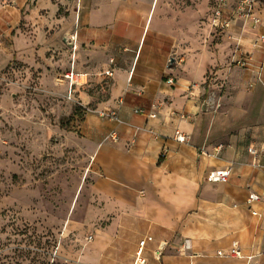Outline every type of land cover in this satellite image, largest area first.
<instances>
[{"label": "crops", "instance_id": "crops-1", "mask_svg": "<svg viewBox=\"0 0 264 264\" xmlns=\"http://www.w3.org/2000/svg\"><path fill=\"white\" fill-rule=\"evenodd\" d=\"M158 2L58 0L56 7L51 4L50 12L60 23L55 32L74 37L69 42L74 47L68 64L91 77L98 75L96 84L106 70L112 72L104 98L99 99L96 89L78 90L74 96L78 94L83 104H92L94 112L111 111L120 120L108 130L93 128L90 132L101 131L116 142L109 140V145L96 151L95 159L105 173L94 191L103 198L99 188L104 185L111 190L105 210L122 212L104 224L86 222L92 239L78 260L85 264H247L245 257L217 254L238 241L244 255L261 252L259 260L264 264V237L257 235L264 228V157L262 168L253 169L248 165L251 157L234 141L226 145L207 141L211 129L202 126L204 111H200L204 90L195 82L172 71L175 84L166 79L160 83L169 70L168 60L179 54L182 37L176 32L175 0H162L161 13L153 24ZM59 5L64 8L61 15L57 14ZM260 12L264 18V7ZM261 30L236 22L227 33L233 46L238 42L251 53V66L246 69L253 87L251 98L263 107L256 106L249 113H263L258 122L264 123V50L250 47L253 32ZM157 100L161 103L150 117L151 103ZM135 108L145 112L135 113ZM176 129L189 134V142L174 141ZM163 145L168 147L165 156L160 155ZM200 149L218 153L205 156ZM230 164L233 172L227 183L206 181L209 170ZM247 185L262 195L255 205L258 216L245 203ZM147 237L151 239L140 246L139 241Z\"/></svg>", "mask_w": 264, "mask_h": 264}, {"label": "rangeland", "instance_id": "rangeland-1", "mask_svg": "<svg viewBox=\"0 0 264 264\" xmlns=\"http://www.w3.org/2000/svg\"><path fill=\"white\" fill-rule=\"evenodd\" d=\"M216 2L175 0L176 32L183 40L160 83L174 71L202 87V126L211 129L207 141H234L248 155L247 146L264 141V123L258 122L263 113L249 111L263 104L251 98L246 69L232 62L229 33L211 25ZM52 3L56 7L58 0H0V264H85L78 257L90 243L86 222L104 224L122 212L105 210L111 190L102 185L103 198L94 191L105 173L95 154L111 138L90 132L108 130L117 120L111 111L94 112L78 94L68 98L62 74L71 67L72 35L55 32L60 23L50 12ZM94 79L99 76H90L80 90L96 89L104 98L108 84ZM257 235L264 237V228Z\"/></svg>", "mask_w": 264, "mask_h": 264}, {"label": "built area", "instance_id": "built-area-1", "mask_svg": "<svg viewBox=\"0 0 264 264\" xmlns=\"http://www.w3.org/2000/svg\"><path fill=\"white\" fill-rule=\"evenodd\" d=\"M261 7H264L262 4H260L257 0H217L211 15V25L215 27L216 29L222 30V31H228L234 23L241 22L243 26H247L250 29H256L257 27H263L264 28V18L261 15ZM71 40L74 41V37L71 36ZM74 47V44L72 45ZM250 47L251 49L257 50V49H263L264 50V30L261 31H255L253 32V37L250 41ZM232 62L244 69H249L251 66V53L249 51H246L242 48V45L238 42L235 43L233 51H232ZM182 62V58H177V64H180ZM170 63V61H169ZM112 72L109 70H106L103 73V78L100 80V83H103L104 85L108 84V79L111 77ZM62 79L66 81L68 89H67V95L68 98H73L74 94L77 93L78 90H80L83 87L89 86L90 84V73L87 71H78L73 68V66L70 67L68 71L62 74ZM166 82L170 85H174L176 82V79L174 76H167ZM102 84V85H103ZM212 96L209 95L207 97V103H212ZM78 104L80 101H77ZM157 104L153 103L151 104V112H148L147 115L150 117H154V110L157 108ZM135 113H144L145 111L141 108H135L133 110ZM108 113V112H107ZM115 113H112L113 118L120 121L117 116L114 115ZM112 137L115 139V136L112 135ZM158 137V135L155 133V138ZM172 139L176 141L177 143H187L190 140V136L187 133H184L183 131L176 129L173 133ZM220 150V147L219 149ZM248 155L251 157V160L249 161L248 165L253 169H260L262 168V158L264 157V142L259 143L258 145L254 146L251 145L247 148ZM168 153V147L163 145L161 148V156H165ZM199 153L201 155L205 156H215L216 153H209L205 149H200ZM233 172V165H227L224 168H215L211 169L206 174V181L208 183H220L224 184L228 182V179ZM248 186V185H247ZM262 195L260 193H257L253 189L248 186L247 190V196L245 199V203L249 208V211L252 215H259V212L257 209H255V205L261 201ZM92 236H88V240H91ZM151 237H147L146 239H142L139 241V245L143 246L145 240H150ZM163 246H161L162 248ZM140 254V251H138ZM218 255H224V256H232V257H245L247 264H261L259 260V255L261 252H252L247 255H244V253L241 250V247L239 245L238 241H232L230 247L228 250H218ZM264 254V251L262 252ZM156 256L159 255V251L155 253Z\"/></svg>", "mask_w": 264, "mask_h": 264}, {"label": "trees", "instance_id": "trees-1", "mask_svg": "<svg viewBox=\"0 0 264 264\" xmlns=\"http://www.w3.org/2000/svg\"><path fill=\"white\" fill-rule=\"evenodd\" d=\"M257 1L264 6V0H257Z\"/></svg>", "mask_w": 264, "mask_h": 264}, {"label": "water", "instance_id": "water-1", "mask_svg": "<svg viewBox=\"0 0 264 264\" xmlns=\"http://www.w3.org/2000/svg\"><path fill=\"white\" fill-rule=\"evenodd\" d=\"M203 108H205V105L203 106Z\"/></svg>", "mask_w": 264, "mask_h": 264}]
</instances>
